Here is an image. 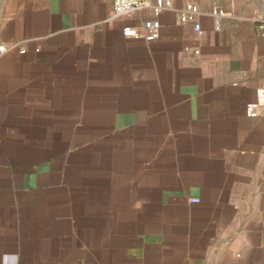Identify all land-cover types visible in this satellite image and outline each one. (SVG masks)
Here are the masks:
<instances>
[{
  "label": "crops",
  "instance_id": "crops-1",
  "mask_svg": "<svg viewBox=\"0 0 264 264\" xmlns=\"http://www.w3.org/2000/svg\"><path fill=\"white\" fill-rule=\"evenodd\" d=\"M171 1L0 0V264H264V0Z\"/></svg>",
  "mask_w": 264,
  "mask_h": 264
},
{
  "label": "built area",
  "instance_id": "built-area-1",
  "mask_svg": "<svg viewBox=\"0 0 264 264\" xmlns=\"http://www.w3.org/2000/svg\"><path fill=\"white\" fill-rule=\"evenodd\" d=\"M143 9L149 10L150 18L144 20L138 27H124L122 30L124 36L140 38L145 41L154 40L160 28L158 17L164 10L177 12L181 22H192L196 33L198 35L203 33L198 22V17L203 13L193 3H187L181 8H174L171 0H112L113 11L108 19L135 13ZM209 14L214 18L217 26L221 18L225 16L224 10L219 7L212 8ZM255 28L258 35L264 36V11L255 19ZM0 49H2L0 53H3L6 50L5 45L1 44ZM20 52H24V48H20ZM194 53L198 54L199 51L195 50ZM245 113L252 118H264V86L256 88L255 99L245 105Z\"/></svg>",
  "mask_w": 264,
  "mask_h": 264
},
{
  "label": "clouds",
  "instance_id": "clouds-1",
  "mask_svg": "<svg viewBox=\"0 0 264 264\" xmlns=\"http://www.w3.org/2000/svg\"><path fill=\"white\" fill-rule=\"evenodd\" d=\"M0 50H2V49H0Z\"/></svg>",
  "mask_w": 264,
  "mask_h": 264
}]
</instances>
